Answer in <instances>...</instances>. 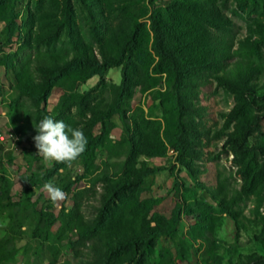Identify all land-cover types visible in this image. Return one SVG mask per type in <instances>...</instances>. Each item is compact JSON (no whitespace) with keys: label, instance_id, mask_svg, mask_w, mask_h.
Instances as JSON below:
<instances>
[{"label":"trees","instance_id":"obj_1","mask_svg":"<svg viewBox=\"0 0 264 264\" xmlns=\"http://www.w3.org/2000/svg\"><path fill=\"white\" fill-rule=\"evenodd\" d=\"M229 1L38 0L36 10L28 11L22 35L15 10L18 0H0V67L12 75L16 92L8 103V113L15 120L22 116L26 122L17 144L27 143L22 147L25 151L35 147V127L45 116L82 129L88 140L78 159L83 171L75 177L66 172L64 164L30 171L29 163L20 176L24 187L16 193L15 182L0 172V218H6L0 235V264H16L17 244L26 235L34 243L33 253H45L48 264L188 262L189 247L198 237L193 232L185 238L178 236V214L173 221L150 214V202L140 198L146 177L157 169L139 163V159L165 156L168 148L203 191L187 188L185 193L210 201L204 213L187 206L186 213L195 217L196 226L218 225L216 231H220L222 217H211L212 222L207 217L215 205L232 221L236 239L239 229L249 230L250 224L244 225L228 209L227 190L204 187L196 167L205 155L203 148L210 144L209 134L219 131L224 136L222 146L232 155L241 177V195L260 200L264 194V131L260 124L264 117V20H254L249 31L238 36L233 20L225 13ZM232 1L236 8L264 16V0ZM232 12L237 14L236 9ZM13 37L22 40L18 49L1 53ZM25 52L27 57L22 55ZM112 67H121L118 84L104 80ZM93 76L99 79L96 85L77 90ZM213 81L234 101L222 129H212L203 121L208 109L200 101L199 90ZM162 84L163 90L158 89ZM55 87L62 94L48 110ZM137 87L158 97L162 121L132 108ZM97 91H108L109 97H100ZM114 115L121 123L119 141L109 138ZM115 143L125 148L122 172L116 169L110 174L104 167L95 173L97 149L113 153ZM57 177L63 181L62 190L71 193L72 203L55 212L48 204L39 206L41 195L34 188L47 181L54 183ZM87 177L88 187L73 188ZM97 184H101L98 204L91 205L93 214L88 217L84 201L95 197ZM164 236L177 238L173 252L157 247ZM256 238L264 250V238ZM63 243L73 259L60 261ZM233 250L231 245L230 252ZM210 258L201 263L223 264L218 253ZM240 259V264H257L264 261V251L258 257L241 255Z\"/></svg>","mask_w":264,"mask_h":264},{"label":"rangeland","instance_id":"obj_2","mask_svg":"<svg viewBox=\"0 0 264 264\" xmlns=\"http://www.w3.org/2000/svg\"><path fill=\"white\" fill-rule=\"evenodd\" d=\"M38 0H18L15 10L18 13L17 23L19 31L23 35L25 31V25L28 21V11L36 10V2ZM236 9L237 14H234L232 10ZM225 13L234 22V31L238 36H243L249 31V26L254 23V20H264V16H257V14L250 12L249 9H242L235 7L234 2L231 0L227 3ZM259 17V18H258ZM148 22V21H147ZM2 24H0V29ZM13 42L7 47H3L1 53L11 54L15 52L21 39L13 37ZM24 57L29 53L22 54ZM1 56V55H0ZM120 70L121 67H112L105 73L104 80L107 84H118L120 82ZM98 77L93 76L88 79L84 84L78 86V91H85L96 85ZM0 84L2 89L0 91V134L8 135L6 142H0V172L4 171L14 182L13 192H19L23 187L20 176L22 173H26L30 163V171H43L46 167L51 165L37 154L35 147L29 148L27 151L22 150V147L27 146V143L17 144V139L21 128H26V122L22 119V116L13 119L8 113V103L15 96L14 80L11 74H6L3 67H0ZM163 90V84L157 87ZM108 92V91H107ZM103 91H97L100 97H109V94ZM62 94L60 88H53L51 96L48 99V110H51L54 104L57 102L59 96ZM200 101L208 109L207 116L203 119L208 127L222 129L227 126L225 115L233 106V98L230 94L218 87L215 82L203 86L199 90ZM158 97H154L149 91H142L140 87L135 88L133 97L131 98L132 108H140L144 115L149 119L163 120V108L160 106ZM31 106V105H30ZM31 120V114H30ZM113 127L110 131L109 138L113 141H119L122 135L121 123L117 115L112 117ZM261 128L264 131V117L260 122ZM19 128V129H18ZM95 132L99 131L98 126L94 129ZM17 134V136H15ZM220 132H211L209 134L210 144L203 148L205 155L201 161L197 162L196 167L200 171V182L204 187L215 188L217 186L223 187L228 192L227 207L232 212L239 216V220L250 224L249 230L239 229L237 231L238 238H235V230L233 229L232 221L221 213L219 208H212L211 216L208 217V221L212 222L213 218H221L220 231L217 232L218 225L207 226L199 228L196 226V220L191 214L186 213L187 206L199 211H205V205L209 206L210 201L203 199L202 197H194L185 193L184 189L192 188L196 191L203 193L201 186L196 185L186 174L185 170L176 163L174 156L175 153L171 148H168L165 156L145 158L141 157L139 163L143 162L148 167L156 168L157 171L146 177L142 184L140 198L148 199L150 202V214L154 213L162 216L163 218L173 221L178 214L179 220L177 222L176 230L177 235L185 238L186 235H190L193 232L195 239L192 241L189 247L190 259L188 262L178 261L177 264H202L201 260H211V256L218 253L223 260V264H240L242 261L241 255H247L252 257H258L263 255V247L256 240V237L264 238V194L261 195L260 200L256 197H244L240 193L241 177L236 172L237 166L232 162V155L227 152L223 146L224 136L219 135ZM204 141V140H203ZM256 141H259V137L256 136ZM117 143V142H116ZM115 143V144H116ZM125 148L116 144L113 148V153H109L103 148H99L96 151L95 164L96 172L109 168V172L114 173L116 169L123 170L121 166L125 160ZM211 153V154H209ZM139 167V164L136 165ZM72 177L80 175L83 171L82 165L79 160L75 161L70 167L68 166L66 172ZM59 172H62L60 169ZM119 173V174H120ZM89 178H84L78 184H75L73 188L76 190L82 187H88L90 185ZM56 186L62 188L63 181L60 178L54 180ZM184 187V188H183ZM95 197L90 200H85L84 213L90 217L93 214V207L91 205L98 204V196L101 192V184L96 186ZM37 195H41L39 198V206L46 204L50 205L52 209L57 212L62 207H69L71 205V193L64 191L67 196L63 201L53 203L47 193L44 191L43 186L34 188ZM209 201V203H203L202 201ZM208 215V214H207ZM213 217V218H211ZM219 223V225H220ZM6 224L5 216L0 218V235L4 232ZM152 225L154 222L151 223ZM76 237V234H72ZM177 238H171L164 236L158 239L157 247H163L171 249L173 252V245L176 243ZM19 251L16 255V264H48L47 256L43 253L41 256L33 253L34 243L29 241L27 235L23 240L18 242ZM231 245H234L233 252H230ZM73 259V254L68 248L66 243H63V252L60 256V261L63 259ZM246 260L243 261V263ZM249 264V263H247ZM257 264H264V261H258Z\"/></svg>","mask_w":264,"mask_h":264},{"label":"clouds","instance_id":"obj_3","mask_svg":"<svg viewBox=\"0 0 264 264\" xmlns=\"http://www.w3.org/2000/svg\"><path fill=\"white\" fill-rule=\"evenodd\" d=\"M33 137L37 154L50 165L53 163L71 166L86 151L88 140L80 128H73L62 120L45 116L35 127ZM43 189L53 203L66 199L67 194L53 182L47 181Z\"/></svg>","mask_w":264,"mask_h":264},{"label":"crops","instance_id":"obj_4","mask_svg":"<svg viewBox=\"0 0 264 264\" xmlns=\"http://www.w3.org/2000/svg\"><path fill=\"white\" fill-rule=\"evenodd\" d=\"M0 136L2 137L3 140H7L8 139V135H4V134L2 135V134H0Z\"/></svg>","mask_w":264,"mask_h":264},{"label":"built area","instance_id":"obj_5","mask_svg":"<svg viewBox=\"0 0 264 264\" xmlns=\"http://www.w3.org/2000/svg\"><path fill=\"white\" fill-rule=\"evenodd\" d=\"M17 136V134L15 135ZM7 140H3L2 137L0 136V142H6Z\"/></svg>","mask_w":264,"mask_h":264}]
</instances>
